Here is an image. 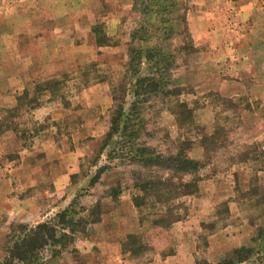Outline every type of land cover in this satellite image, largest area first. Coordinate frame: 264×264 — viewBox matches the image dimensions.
<instances>
[{
  "label": "rangeland",
  "instance_id": "1",
  "mask_svg": "<svg viewBox=\"0 0 264 264\" xmlns=\"http://www.w3.org/2000/svg\"><path fill=\"white\" fill-rule=\"evenodd\" d=\"M245 1L0 0V264H264ZM43 223L73 239L12 256Z\"/></svg>",
  "mask_w": 264,
  "mask_h": 264
},
{
  "label": "trees",
  "instance_id": "2",
  "mask_svg": "<svg viewBox=\"0 0 264 264\" xmlns=\"http://www.w3.org/2000/svg\"><path fill=\"white\" fill-rule=\"evenodd\" d=\"M70 223H71V231L74 232L75 223L73 221H71ZM23 234L24 235L20 237V240L16 243L15 248L12 250V256H15V257H17L19 255L24 256L22 249L28 248V249L34 250V252H30V253H33L35 255L36 259L38 260L40 250L43 249V247L46 246L49 242H51L53 244H58L61 247H65L67 242L70 241L71 239H73L72 235H68L64 232L58 233L57 225L52 226L49 223H43L41 225H38L33 230L26 231ZM56 234H57V238H58L57 242L55 240ZM36 240L39 241L40 245L35 246V248L31 247L30 246L31 243L36 241ZM28 243H29V246L31 248L28 246ZM236 253H237V250L231 252L228 255V258L223 261V264H234L232 262L231 258L234 255H236ZM19 261L21 262V264H24L20 257H19ZM25 264H31V263H27L25 261Z\"/></svg>",
  "mask_w": 264,
  "mask_h": 264
},
{
  "label": "crops",
  "instance_id": "3",
  "mask_svg": "<svg viewBox=\"0 0 264 264\" xmlns=\"http://www.w3.org/2000/svg\"><path fill=\"white\" fill-rule=\"evenodd\" d=\"M259 0H247L245 2H242L241 4H239V6L237 7V12L243 17V20H247L251 14H253V12L255 11V9H264V3H262V5L258 6ZM247 46H252L251 43H247ZM263 68H264V64H262ZM253 67V66H252ZM251 69H249V72H251L252 70H256L257 67H253Z\"/></svg>",
  "mask_w": 264,
  "mask_h": 264
}]
</instances>
